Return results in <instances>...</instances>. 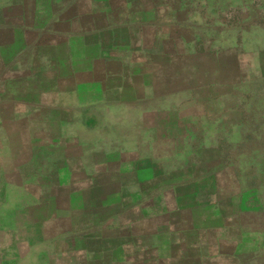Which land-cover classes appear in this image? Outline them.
<instances>
[{
    "label": "crops",
    "instance_id": "0c3cea01",
    "mask_svg": "<svg viewBox=\"0 0 264 264\" xmlns=\"http://www.w3.org/2000/svg\"><path fill=\"white\" fill-rule=\"evenodd\" d=\"M263 87L264 4L0 0V264H264Z\"/></svg>",
    "mask_w": 264,
    "mask_h": 264
},
{
    "label": "rangeland",
    "instance_id": "374dc122",
    "mask_svg": "<svg viewBox=\"0 0 264 264\" xmlns=\"http://www.w3.org/2000/svg\"><path fill=\"white\" fill-rule=\"evenodd\" d=\"M242 1V5H249V6H253V7H259L261 6L262 4H264V0H241ZM231 2V1H230ZM229 2V3H230ZM228 46V45H225V47ZM214 48H217L216 46ZM256 47H253V46H249V47H244L242 46L241 47V52H242V56H243V59H244V65L246 64H250L252 65L253 61H254V58H255V53H256ZM214 65L215 62H214ZM188 80V79H186ZM262 92L261 93V96H258V98H260L259 100L264 102V87L262 88ZM245 93H247V87H242V90H241V99L242 100H247L246 97L244 96Z\"/></svg>",
    "mask_w": 264,
    "mask_h": 264
}]
</instances>
